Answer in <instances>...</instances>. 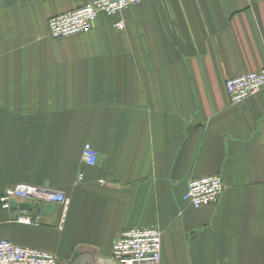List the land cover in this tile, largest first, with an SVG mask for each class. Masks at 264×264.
<instances>
[{"label":"crops","instance_id":"obj_1","mask_svg":"<svg viewBox=\"0 0 264 264\" xmlns=\"http://www.w3.org/2000/svg\"><path fill=\"white\" fill-rule=\"evenodd\" d=\"M90 1L0 0V195L68 200L16 197L31 209L0 208V241L114 264L124 231L156 227L159 264H264V89L233 106L224 86L264 67V0H144L49 38L51 17ZM212 175L219 201L189 206L188 183Z\"/></svg>","mask_w":264,"mask_h":264},{"label":"built area","instance_id":"obj_2","mask_svg":"<svg viewBox=\"0 0 264 264\" xmlns=\"http://www.w3.org/2000/svg\"><path fill=\"white\" fill-rule=\"evenodd\" d=\"M144 0H92L72 11L51 17L48 20V36L60 40L92 30L98 15L118 16L128 9L140 5ZM116 30L125 27L122 19L113 24ZM230 104L237 106L247 98L264 89V67L257 72H247L230 77L224 83ZM98 152L85 144L81 151V161L87 167L96 165ZM85 179L83 170H79L75 183ZM25 186H15L0 196V208L10 209L11 197H27ZM32 190L31 188H28ZM224 190L222 179L217 175L192 179L188 183L183 199L193 208L216 204ZM37 199L62 205L66 211L68 200L62 193L48 194L39 190L31 191ZM20 224H38L29 214L21 213L15 218ZM161 258V232L156 227L135 228L124 231L112 244L114 264H159ZM0 264H57L56 257L45 251L14 245L8 240L0 241Z\"/></svg>","mask_w":264,"mask_h":264},{"label":"water","instance_id":"obj_3","mask_svg":"<svg viewBox=\"0 0 264 264\" xmlns=\"http://www.w3.org/2000/svg\"><path fill=\"white\" fill-rule=\"evenodd\" d=\"M24 193L30 195L32 192L30 189L25 188ZM9 205L11 209H20V210H28L31 209L29 204H18L16 199L14 197H11L9 200ZM44 212L46 214H50L53 211V205L52 204H46L44 205Z\"/></svg>","mask_w":264,"mask_h":264},{"label":"rangeland","instance_id":"obj_4","mask_svg":"<svg viewBox=\"0 0 264 264\" xmlns=\"http://www.w3.org/2000/svg\"><path fill=\"white\" fill-rule=\"evenodd\" d=\"M10 188H11V187H7V188L4 190V192H6L7 190H9ZM4 192H3V193H4ZM0 196H1V195H0Z\"/></svg>","mask_w":264,"mask_h":264}]
</instances>
